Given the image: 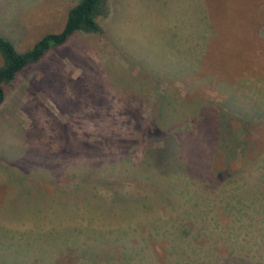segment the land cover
I'll return each instance as SVG.
<instances>
[{
	"label": "rangeland",
	"instance_id": "obj_1",
	"mask_svg": "<svg viewBox=\"0 0 264 264\" xmlns=\"http://www.w3.org/2000/svg\"><path fill=\"white\" fill-rule=\"evenodd\" d=\"M78 1L0 0V36L25 52ZM254 2L208 0L196 15L184 0H143L112 15L110 0L101 34H76L18 75L0 105V264H157L164 246L169 264L197 262L206 255L169 231L196 229L190 217L213 208L237 226L221 198L248 197L258 180L264 190V0ZM122 24L142 51L193 42L203 53L188 78L172 63L122 61Z\"/></svg>",
	"mask_w": 264,
	"mask_h": 264
},
{
	"label": "trees",
	"instance_id": "obj_2",
	"mask_svg": "<svg viewBox=\"0 0 264 264\" xmlns=\"http://www.w3.org/2000/svg\"><path fill=\"white\" fill-rule=\"evenodd\" d=\"M109 1L79 0L68 10L65 23L59 32L43 35L25 52L17 51L10 40L0 36L2 60L0 65V105L5 100L6 90L13 87L18 75L27 67L41 61L50 50L64 46L76 34H101L103 30L98 19L106 18L109 15ZM259 163V178L261 179L264 176V162ZM210 166L211 164L208 170L214 171V168ZM231 166V162L225 164L224 168L228 169H223L222 175H229ZM200 180L207 182L213 189L222 183L218 186V180L215 182L204 178ZM260 186L259 180L250 183L253 190H249L247 195L253 199H249L245 195L232 199L234 196L232 194L224 195L221 198L225 205L232 207L231 213L235 222L238 223L237 226L225 225L221 215L216 213L213 208L211 216L201 213V210L198 214H193L190 217L189 220L200 225L196 226V229L193 230L189 225L183 224L179 227L183 230H180L178 235L173 232L174 229L169 231V234L185 247L195 248L192 249L194 253L206 255L205 258H200L197 262L189 256L183 264H264V190L262 191ZM198 205L199 202L195 204L193 202L191 207L195 209ZM256 207H263L262 213H256ZM205 225L209 228H205ZM154 232L151 233L153 237H160L159 229ZM165 234H167V230H164V236ZM165 238L162 237V240ZM152 247L155 253V249L158 247L156 245H152ZM160 247L163 249V246ZM174 250V247L164 246L163 253L160 252V256H156L157 264H169L168 255L174 253ZM184 251L181 249L180 253ZM177 264H180V261Z\"/></svg>",
	"mask_w": 264,
	"mask_h": 264
},
{
	"label": "crops",
	"instance_id": "obj_3",
	"mask_svg": "<svg viewBox=\"0 0 264 264\" xmlns=\"http://www.w3.org/2000/svg\"><path fill=\"white\" fill-rule=\"evenodd\" d=\"M139 1H143V0H111L112 5L110 6V11L113 15L114 11L116 10L115 7L118 8L119 11H122L123 8L129 7L131 5L140 6L138 5ZM147 1L159 2L164 0H147ZM179 1H183V0H179ZM184 3H186L187 8H191L190 12L196 15H199V10L208 9V0H184ZM257 5L262 6V0H258V2L253 3L254 7H257ZM187 8H185V11H188ZM124 11H122L121 14ZM121 26L122 27L120 32L118 31L117 33H115L113 31V36H114L113 42L117 47L118 53L119 50L121 51L122 61H124L125 58L124 56H126L127 59L134 57L135 60H137V62L140 63L152 61L154 64H159L160 67L164 63H169V64L172 63L173 68L176 71L180 72V77L186 76L188 78L189 73L192 74L191 72L194 69V65L197 66L199 56L200 54L203 53L202 50H204L201 48L200 49L196 48L193 42L180 43L178 45L179 47L172 46V44L170 43L167 44L165 42L166 45L164 48L159 47L160 49L156 51H142L143 46H137L136 44L134 45L133 42L130 41L132 39V32H130L129 34L127 28H125L123 24ZM141 35L142 34H139V36ZM196 45H198V41H196Z\"/></svg>",
	"mask_w": 264,
	"mask_h": 264
}]
</instances>
